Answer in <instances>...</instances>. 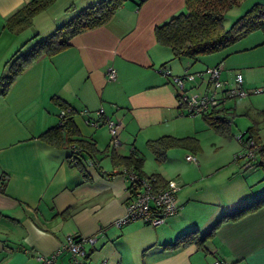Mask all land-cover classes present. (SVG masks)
<instances>
[{"label":"crops","instance_id":"1","mask_svg":"<svg viewBox=\"0 0 264 264\" xmlns=\"http://www.w3.org/2000/svg\"><path fill=\"white\" fill-rule=\"evenodd\" d=\"M28 1L0 0V35L11 33L3 27L5 18ZM245 1L249 0L240 5ZM185 10V0H126L105 23L77 33L62 51L31 62L0 94V177L7 178L5 192H0V264H46L38 256L51 255L65 245L68 235H95L94 244L85 245L84 264L99 260V264H210L215 259L264 264V206L222 222L205 242L206 251L195 244L165 246L188 230L205 233L223 214L264 194V175H175L181 179L178 212L155 226L139 219L116 226L115 220L126 212L123 175H102L91 165L86 179L67 162V148L51 147L36 138L58 122L62 108L54 97H59L75 109L80 136L93 139L98 149L108 139L104 124L96 127L85 120L98 119L99 108L110 119L108 114L117 115L116 151L128 154L135 148L145 162L135 144L139 134L145 143L178 133L167 130V123L178 115L175 92L157 68L165 64L180 74L199 59L172 58L170 49L154 35L156 25ZM76 12L72 5L66 17ZM5 38L10 51L13 39ZM32 42L22 49L27 51ZM240 46L226 53L240 56L237 53L247 47ZM220 60L224 80L241 73L245 63L233 60L227 68L223 56L214 55L204 69ZM109 68L115 69V79H107ZM112 167L102 169L115 172ZM143 170L171 178L162 167ZM54 264H73L70 252L57 254Z\"/></svg>","mask_w":264,"mask_h":264},{"label":"trees","instance_id":"2","mask_svg":"<svg viewBox=\"0 0 264 264\" xmlns=\"http://www.w3.org/2000/svg\"><path fill=\"white\" fill-rule=\"evenodd\" d=\"M53 1L54 0H29L5 18L3 27L12 33L21 32L31 25L36 14L52 4ZM125 1L126 0H97L92 2L81 8L53 31L39 39L32 38L34 39L32 44L24 54H21L20 51L24 48L22 46L27 45L32 39L23 44L21 48L13 52L10 58L6 60L9 74L0 76V94H4L10 88L16 77L31 62L42 55L52 56L62 51L70 45V39L77 33L97 27L108 21ZM239 1L240 0H185V11L177 13L167 21L154 27L156 41L160 45L170 49L172 58L185 57L195 60L201 55L228 48L254 30H261V32L264 33V3L252 4L233 21L229 28H224L223 20L225 18V13L228 9L237 5ZM262 44H264V42H262ZM220 61L222 62V60ZM161 67L168 66L162 64ZM183 73L174 74L182 75ZM176 95L177 94L174 93L178 115H195L193 112L180 109L177 105ZM58 98L59 97H54V99L59 102V106L68 109L69 112L66 114L63 121H58L55 125L41 131L36 136L37 139L51 147L67 148L69 150L66 157L67 162L77 167L86 179L90 178L87 168L92 165L96 167L102 175L108 176L114 173L122 174L125 170H129L135 172L138 176L149 179L154 189L165 187L168 179L166 180L163 178L159 172H144V157L138 153L135 148L128 154H119L115 148L109 146L108 142L107 147L103 151H100L93 139L80 136L78 126L73 119L75 109L69 106L64 99L60 100ZM226 109L227 108L222 105L213 108L208 113L200 115L208 126L225 135L230 131V120L226 115ZM261 114L264 115V109L261 110ZM99 118L96 119L98 123L96 127L100 124L106 125V117L103 116V112ZM99 121L101 123H99ZM252 129L253 128L250 127L247 130L249 132L247 138L248 140L252 139L254 143L257 144V147H255V168L258 166L264 168V143L259 140L258 136L253 135ZM238 140L244 147L247 140L244 138H239ZM145 145L153 154L154 158L161 162L165 160L167 151L172 147H182L196 151L198 148V139L192 135L175 136L163 134L156 138L147 139ZM99 152L110 157L112 165L116 167L115 172H104L100 165L102 155H99ZM6 184L7 178L2 175L0 177L1 193L5 192ZM262 206H264V194L256 197L246 205H241L223 214L205 233H200L197 229L188 230L177 235L172 242L167 243L165 246H169L172 249H179L190 244H195L198 249L206 251L205 242L214 235L216 229L222 222L235 219L246 212L254 211ZM72 237L75 240L81 238L80 235H72Z\"/></svg>","mask_w":264,"mask_h":264},{"label":"rangeland","instance_id":"3","mask_svg":"<svg viewBox=\"0 0 264 264\" xmlns=\"http://www.w3.org/2000/svg\"><path fill=\"white\" fill-rule=\"evenodd\" d=\"M241 1H239L238 5L227 10L223 20L225 29L229 28L233 21L253 4L249 0L240 5ZM89 2L90 0H54L52 4L34 16L31 25L26 29L15 34H12V32L8 33L7 31L4 34L2 33L0 35V76L9 74L8 66L4 67V65L13 52L21 48L23 44L32 38L39 39L48 34L70 18L74 13L66 17V12L69 11L72 5L79 11L84 6L90 4ZM61 7H63L62 11ZM249 34V36H245L246 38L242 37L233 46L231 45L224 50L201 55L198 60L194 61L191 66L192 68L189 69L191 72L203 70L205 64L209 63L208 59H213L214 55H217L218 59L223 56L227 68L229 67L228 64L232 63L233 60L234 62L238 60L245 62L240 69L244 78L243 88L247 94L230 97L224 103V106L227 108L226 115L230 120V131L228 134H221L208 126L200 114L176 115L175 113L176 118L167 123V130L174 128L178 132L173 134L175 136L193 135L198 139L197 150L172 147L166 153L165 160L159 162L147 149L144 140L140 139L141 134H139L135 144L139 151L145 154L143 166L145 170L152 172L162 167L171 176L169 179H178L179 181L181 180L178 177L179 175H264V168L260 166L251 169L244 168V163L247 160V155L244 154L247 153V148H243L237 139L241 133H243L244 139L247 138L249 136L247 130L252 127L253 135L258 136L259 140L264 143V115L261 114V110L264 109V44H262L264 42V33L261 30H254ZM6 35L9 37V40L10 37L13 39L10 51H6L8 49L6 46L9 43L5 38ZM242 43H245L247 47L237 53L240 56H236L235 53H226V51L235 46L241 47ZM25 52L26 50L23 49L20 51L21 54ZM173 63L178 62L174 60ZM183 64H180L181 68H183ZM247 65L248 67L245 68ZM169 69L171 70V68ZM171 72L175 73L172 70ZM233 77L232 74L231 78L227 79L228 82L233 83ZM108 115L113 121L117 122V115ZM127 119L128 116L124 118V121ZM104 129L107 132L108 139L105 143L99 144L100 151L104 150L103 148L109 140V132L105 124L103 125ZM187 154L195 156L197 163L187 160ZM99 155H102L101 165L103 168L105 170L112 169L110 157L100 152ZM99 261L96 264H99Z\"/></svg>","mask_w":264,"mask_h":264},{"label":"built area","instance_id":"4","mask_svg":"<svg viewBox=\"0 0 264 264\" xmlns=\"http://www.w3.org/2000/svg\"><path fill=\"white\" fill-rule=\"evenodd\" d=\"M223 62L208 66L203 70L191 72L185 71L182 75H176L168 67H159L157 71L166 76L174 86L177 105L183 111L193 112L194 114H203L210 112L213 108L224 105L225 101L236 95L247 94L243 88V77L241 73H235L233 83L224 80L221 77ZM107 79L112 80L116 77L114 68L107 71ZM102 108L96 110V116H101ZM68 109L62 108L58 114V121H63ZM82 113H87V109H82ZM86 123L96 126V118L88 117ZM106 126L109 131V146L117 149L120 145L118 138V123L106 117ZM243 138L241 133L237 139ZM244 147L247 148V160L244 163L245 169L255 167L256 162L255 147L257 144L252 139L245 138ZM239 141V140H238ZM243 147V146H242ZM243 147V148H244ZM186 159L197 162L196 157L187 154ZM125 179V190L127 193L125 200L126 212L124 216L115 220L116 226H121L131 220L139 219L149 225H159L178 212L181 208L177 198V191L180 187L178 179H168L165 187L153 188L149 179L138 176L135 172L125 170L122 173ZM95 235L81 236L75 240L72 235L66 237L65 245L58 248L51 255L44 257L38 256L46 264H54V258L60 252L67 250L71 254L73 264H84L85 245L94 244ZM210 264H226L224 261L215 259Z\"/></svg>","mask_w":264,"mask_h":264}]
</instances>
